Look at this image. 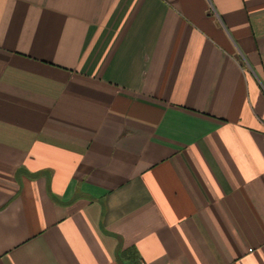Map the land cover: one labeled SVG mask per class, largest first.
Wrapping results in <instances>:
<instances>
[{
	"label": "crops",
	"instance_id": "1",
	"mask_svg": "<svg viewBox=\"0 0 264 264\" xmlns=\"http://www.w3.org/2000/svg\"><path fill=\"white\" fill-rule=\"evenodd\" d=\"M0 264H264V0H0Z\"/></svg>",
	"mask_w": 264,
	"mask_h": 264
}]
</instances>
